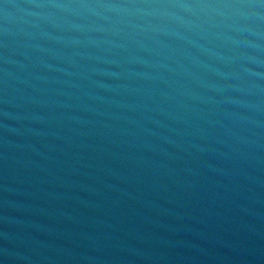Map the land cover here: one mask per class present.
I'll return each instance as SVG.
<instances>
[{"label":"water","instance_id":"95a60500","mask_svg":"<svg viewBox=\"0 0 264 264\" xmlns=\"http://www.w3.org/2000/svg\"><path fill=\"white\" fill-rule=\"evenodd\" d=\"M0 264H264V0H0Z\"/></svg>","mask_w":264,"mask_h":264}]
</instances>
